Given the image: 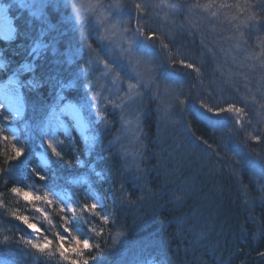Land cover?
<instances>
[{"label": "trees", "instance_id": "trees-1", "mask_svg": "<svg viewBox=\"0 0 264 264\" xmlns=\"http://www.w3.org/2000/svg\"><path fill=\"white\" fill-rule=\"evenodd\" d=\"M182 1L187 7V0ZM0 2L8 6L14 26L12 39L0 38V59L5 62L0 81L16 77L25 105L19 118L0 104V137L12 139H0V241L8 240L0 242V258L9 264H66L54 252L57 236L63 235L66 248L72 236L101 245L86 253L95 257L90 264H264V188L257 191L248 179L253 164L264 170V129L255 128L249 119L238 129L226 111L217 115L204 107H228L223 98L213 97L208 56L204 66L196 62L197 56L218 47L206 15L201 17L207 31L201 22L187 20L185 8L178 16L183 29L173 26L175 35L165 36L157 23L151 24L159 31L151 27L145 32L157 33L163 42L166 65L154 73L161 79L166 66L170 73L161 79V89L174 80L176 88L184 90L176 116L158 99V91L143 94L140 89L123 117L109 112L97 120L87 107L86 88L90 90L101 62L109 58L91 33L88 17L78 22L73 5L64 0ZM120 2L125 7L140 3ZM130 8L126 11L134 12L135 7ZM259 34L264 44V31ZM150 41L157 45L155 39ZM38 42L44 46L34 57L32 48ZM188 63L193 68H187ZM70 100L83 105L85 120L97 135L89 153L72 121L69 133L60 129L47 134L52 113ZM12 126L18 136L12 134ZM256 135H261V142L252 138ZM127 140L132 141L130 151ZM12 143L23 153L7 161L4 152L11 151ZM188 147L206 155V162L202 155L187 153ZM39 152L48 165L41 164ZM133 157L136 162L129 160ZM12 187L21 193L12 192ZM214 187L220 197L207 205L206 213L203 199ZM24 192L30 193L27 199ZM97 193L105 201L93 212L85 206L95 202ZM60 194L67 196L70 210ZM105 216L108 224L101 219ZM18 217H27L39 232ZM93 228H103L102 235ZM43 238L53 242L52 255L26 243Z\"/></svg>", "mask_w": 264, "mask_h": 264}, {"label": "rangeland", "instance_id": "rangeland-1", "mask_svg": "<svg viewBox=\"0 0 264 264\" xmlns=\"http://www.w3.org/2000/svg\"><path fill=\"white\" fill-rule=\"evenodd\" d=\"M24 1L28 4L30 1V4H33L47 0ZM139 1L144 11L138 12L135 8L134 12L128 13L126 10L132 9L130 6L134 7V5L130 3L129 6L125 7L120 0H64L65 5L68 3L73 5L78 22H81L84 17H88L89 24L87 23V25H90L91 33L109 58V60L101 62L99 69L101 73L96 75L98 79L95 77L90 82V90L86 88L88 91L87 107L91 112L90 115L93 113L98 120L103 119L109 112H121L118 114L123 117L122 113L131 107L132 100L142 89L143 94L144 92L153 94L158 91V99L162 104L165 103L168 109H171L172 113L171 111L170 113L173 116H176V107L179 112L177 102L182 97L184 90L176 88L179 85L174 83V80L161 89V79L167 72L170 73L167 66L163 69L161 79L159 74L154 73L157 68V71L161 70L162 72V68L166 65L164 63L166 62V55L161 50L163 42L155 33L154 39L158 42L156 46H153L151 39L146 36L145 32L147 29L151 30V27L159 31L158 27L151 24L157 23L161 25V32L165 36L175 35L176 29L173 26L183 29V20L178 16L186 10L187 20L201 22L204 31H207L206 22L201 16L206 15L210 19L209 22L214 25L213 34H217L215 40L218 47L214 48V52L208 50L209 53L206 51L203 55L197 56L196 61L200 66H204L206 56H208L207 61L211 63V68L206 67V70L211 73L214 83L212 86L214 89L213 97L215 99L223 98L224 103H228V106L243 107L245 114L240 118L243 121L251 119L255 128L260 127L259 129L263 130L264 44L259 32L244 27L248 12L241 14L242 9L238 6V0H226L227 3L221 4L204 3L201 5H192L187 0L184 3L187 6L186 9L182 7V0ZM228 2L231 5H228ZM7 7L6 4L0 2V38L10 40L14 36V26ZM131 16L132 18H130ZM195 18L196 20H194ZM137 20H139V24ZM43 46V43L38 42L32 48L34 57H37ZM202 46L205 45L202 44ZM172 47L176 50L175 45ZM4 63L0 59V66H3ZM28 66L29 64H25L23 69H27ZM121 67L125 70L124 73L119 71ZM172 79H175V75ZM22 101L23 96L16 77L0 81V104L6 106L15 117L20 118L24 113L25 105ZM82 108L81 103L78 104L71 100L62 103L60 112H53L52 118L48 121L47 134L53 136L60 129L69 133V122L72 121L76 131L81 135L84 151L89 153L97 135L85 120ZM162 113L163 115L166 114L163 109ZM227 113L230 120L236 122L238 119L236 114ZM242 126L244 123L243 125L238 124L237 128L241 129ZM10 129L15 136L19 135L14 126ZM134 131L135 134H138L137 130L134 129ZM230 132L232 131L229 129L228 134ZM131 142L129 140L125 142L126 149L129 151L131 147L128 145ZM184 149L189 154L202 155L203 162H206L207 156L200 151L189 147ZM37 154L41 164L48 165L49 161L45 154L41 152ZM135 159L136 157H133L129 160L136 162ZM247 170L248 167L243 169V171ZM263 172L262 167L253 164L248 173V179L251 180V184L255 186L257 191L264 188ZM182 191L185 192V190ZM218 191L219 189L214 187L204 196L203 211L206 213L207 205L212 204L213 199L217 200L220 197V194L216 193ZM60 197L70 210L71 205H69L67 196L60 194ZM94 201L100 206L104 204L105 198L97 193ZM210 212H213V209Z\"/></svg>", "mask_w": 264, "mask_h": 264}, {"label": "snow or ice", "instance_id": "snow-or-ice-1", "mask_svg": "<svg viewBox=\"0 0 264 264\" xmlns=\"http://www.w3.org/2000/svg\"><path fill=\"white\" fill-rule=\"evenodd\" d=\"M238 6L242 9L241 14L243 12H248V16L245 20L244 27L248 28L252 31L261 32L264 31V0H238ZM134 7L138 12H143L144 9L140 4H135ZM175 7V6H173ZM137 23L139 24V20H137ZM149 39H154L153 36H149ZM165 48H167V45H164ZM183 63V61H181ZM187 68H193V65L191 63H188L185 65ZM150 75V74H149ZM209 113H214L219 115L223 112H229V113H235L238 119L236 120L237 124L243 125L244 121L240 117H242L245 114V109L243 107H236L235 105H229L227 109L220 108V109H214L212 107H208L207 105L204 106ZM251 123V119L248 121ZM257 142H261L262 137L261 135H256L252 137ZM0 139H3L5 143L8 141H12L11 138L7 136L0 137ZM50 147H52V150L55 154L59 155V153L56 151V148L51 144ZM23 153V149L17 147L14 143L11 144V151L9 152L7 149H5L4 155L6 156L7 161L15 159L19 157ZM12 192L20 194L21 189L17 187H12ZM24 197L27 199L30 195L28 192L23 193ZM38 198V197H37ZM86 209H90L93 212L97 209V204L92 203L91 205H86ZM21 221H23L24 224L27 225L29 229L34 230L35 232H39V229L37 226L33 223H30L28 221L27 217H18ZM101 219L104 221L105 224L109 223V217H101ZM65 231H70V229H65ZM92 231L97 235H102L103 228L101 229H95L93 228ZM58 243L55 245L54 252L55 254H58V256L66 262V264H90V262L95 258L92 255H86V253H92L93 250H100V244H93L88 239L81 240L80 238H77L75 236H72L67 243L70 245V247L66 248L65 245V236L58 235L57 236ZM3 243H7L8 240L5 238L4 241H0ZM31 248L35 249L36 251L40 253H48L49 255L53 254V248H52V241L48 240L47 238H43L41 241H33L29 240L26 241ZM0 264H9V261L5 258H0Z\"/></svg>", "mask_w": 264, "mask_h": 264}]
</instances>
